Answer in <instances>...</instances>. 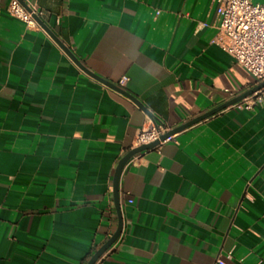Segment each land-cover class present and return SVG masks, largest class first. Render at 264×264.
I'll return each mask as SVG.
<instances>
[{
	"label": "crops",
	"instance_id": "crops-1",
	"mask_svg": "<svg viewBox=\"0 0 264 264\" xmlns=\"http://www.w3.org/2000/svg\"><path fill=\"white\" fill-rule=\"evenodd\" d=\"M9 2L0 0V264H86L117 227L116 165L155 122ZM34 2L89 70L123 81L167 129L255 86L213 43V0ZM119 194L122 233L95 264H264V99L137 154Z\"/></svg>",
	"mask_w": 264,
	"mask_h": 264
},
{
	"label": "built area",
	"instance_id": "built-area-1",
	"mask_svg": "<svg viewBox=\"0 0 264 264\" xmlns=\"http://www.w3.org/2000/svg\"><path fill=\"white\" fill-rule=\"evenodd\" d=\"M22 1L31 11L27 10L19 0H10V13L24 20L29 26H37L38 22L33 15L41 17V11L34 0ZM213 1L218 7L217 18L213 25L217 33L213 43L235 63L251 73L255 86L264 82V4L253 3L250 0ZM122 82L118 84L120 87L123 86ZM263 99L264 87L238 104L250 108L255 102ZM166 130L167 128L162 125L158 128L156 126L142 128L136 136L135 147L158 140Z\"/></svg>",
	"mask_w": 264,
	"mask_h": 264
},
{
	"label": "water",
	"instance_id": "water-1",
	"mask_svg": "<svg viewBox=\"0 0 264 264\" xmlns=\"http://www.w3.org/2000/svg\"><path fill=\"white\" fill-rule=\"evenodd\" d=\"M27 10L31 11V9L23 3L22 0H19ZM33 17L36 19L38 24L61 46V48L65 51V53L81 68L84 72L89 74L91 77L95 78L96 80L100 81L101 83L105 84L106 86L122 93L129 99H131L141 110H143L147 115H149L153 121L155 122V126L158 128L159 126V121L157 119V116L148 109V107L141 101L139 100L136 96L132 95L129 93L127 90L124 88L120 87L119 85L108 81L99 75L93 73L91 70H89L73 53L72 51L64 45L61 40L57 37V35L46 25V23L42 20L41 17H38L37 15H33ZM264 87V82L250 88L249 90L243 92L242 94L229 99L228 101L210 109L209 111L194 117L193 119H190L189 121H186L174 128L167 129L163 134H161L160 138L158 140H155L151 143L143 144L138 147H134L133 149L129 150L117 163L114 175H113V181H112V190H113V199H114V205L115 209L117 212V217H118V223L116 230L114 233L91 255V257L88 259L86 264H95L97 260L117 241L119 236L122 233L123 230V217H122V210H121V205H120V194H119V181L121 177V173L123 169L125 168L126 164L129 162L131 158L136 156L137 154L155 148L157 147L160 142L166 141L167 139L171 138L174 134L185 130L193 125H195L198 122H201L212 115L220 112L223 109H226L230 106H233L235 104H238L241 102L244 98L250 96L253 94L255 91L261 89Z\"/></svg>",
	"mask_w": 264,
	"mask_h": 264
}]
</instances>
